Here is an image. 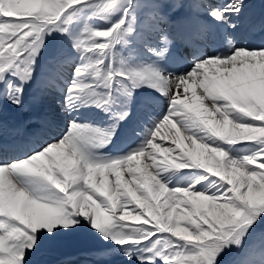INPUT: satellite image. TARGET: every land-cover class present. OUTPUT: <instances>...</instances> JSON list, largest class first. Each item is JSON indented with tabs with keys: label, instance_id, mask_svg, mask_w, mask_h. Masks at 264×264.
Returning <instances> with one entry per match:
<instances>
[{
	"label": "snow or ice",
	"instance_id": "1",
	"mask_svg": "<svg viewBox=\"0 0 264 264\" xmlns=\"http://www.w3.org/2000/svg\"><path fill=\"white\" fill-rule=\"evenodd\" d=\"M254 31L264 0H0V264H264Z\"/></svg>",
	"mask_w": 264,
	"mask_h": 264
},
{
	"label": "rangeland",
	"instance_id": "2",
	"mask_svg": "<svg viewBox=\"0 0 264 264\" xmlns=\"http://www.w3.org/2000/svg\"><path fill=\"white\" fill-rule=\"evenodd\" d=\"M95 23L102 26V22L100 21H97ZM249 36L250 38H254L255 42H259V40L263 38L264 34L260 33L259 31H254L251 32ZM74 115H76L81 122H88L97 126H104L107 120L106 114L101 110L95 108L81 109L78 113H74ZM62 125H63V121L60 122L58 127H62ZM126 150H127L126 148L121 149V151H126ZM164 155L165 154L157 152V161L159 162L160 160H162ZM140 159H141V164H144L145 163L144 158L141 157ZM141 167L143 166L141 165ZM129 223H136V222L130 221Z\"/></svg>",
	"mask_w": 264,
	"mask_h": 264
},
{
	"label": "bare ground",
	"instance_id": "3",
	"mask_svg": "<svg viewBox=\"0 0 264 264\" xmlns=\"http://www.w3.org/2000/svg\"><path fill=\"white\" fill-rule=\"evenodd\" d=\"M263 38H264V36H263ZM190 94V93H189ZM110 149H111V146H110ZM102 151H108L107 149L106 150H102ZM142 166L144 165V164H141Z\"/></svg>",
	"mask_w": 264,
	"mask_h": 264
}]
</instances>
